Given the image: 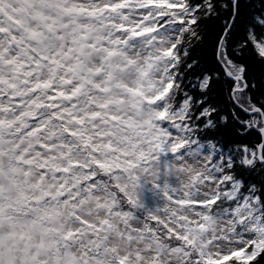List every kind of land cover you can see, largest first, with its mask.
I'll return each mask as SVG.
<instances>
[{
  "label": "snow or ice",
  "instance_id": "1",
  "mask_svg": "<svg viewBox=\"0 0 264 264\" xmlns=\"http://www.w3.org/2000/svg\"><path fill=\"white\" fill-rule=\"evenodd\" d=\"M264 0H0V264H262Z\"/></svg>",
  "mask_w": 264,
  "mask_h": 264
},
{
  "label": "water",
  "instance_id": "2",
  "mask_svg": "<svg viewBox=\"0 0 264 264\" xmlns=\"http://www.w3.org/2000/svg\"><path fill=\"white\" fill-rule=\"evenodd\" d=\"M262 264H264V261H262Z\"/></svg>",
  "mask_w": 264,
  "mask_h": 264
}]
</instances>
